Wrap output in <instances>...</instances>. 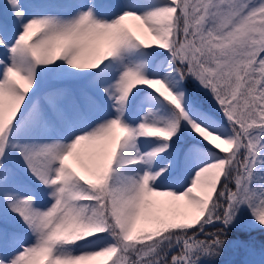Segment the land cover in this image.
<instances>
[{"label":"snow or ice","instance_id":"1","mask_svg":"<svg viewBox=\"0 0 264 264\" xmlns=\"http://www.w3.org/2000/svg\"><path fill=\"white\" fill-rule=\"evenodd\" d=\"M3 12L0 264H218L264 228V0Z\"/></svg>","mask_w":264,"mask_h":264},{"label":"trees","instance_id":"2","mask_svg":"<svg viewBox=\"0 0 264 264\" xmlns=\"http://www.w3.org/2000/svg\"><path fill=\"white\" fill-rule=\"evenodd\" d=\"M193 85H190V87ZM264 230L260 226H246L239 225L237 228L233 229L232 232L239 234L237 237L229 233V242L221 256L225 259L231 258L234 264H243L247 259H250L249 251L255 249L257 252L264 246V233L255 234L252 237H246L250 233L258 230ZM221 256L218 258V262L221 261Z\"/></svg>","mask_w":264,"mask_h":264},{"label":"rangeland","instance_id":"3","mask_svg":"<svg viewBox=\"0 0 264 264\" xmlns=\"http://www.w3.org/2000/svg\"><path fill=\"white\" fill-rule=\"evenodd\" d=\"M6 4V0H0V23H3L4 25H6L9 28H12L15 24V21L12 19V16L10 13H5L3 12V6ZM241 225H246V226H259L257 224H251L249 223V218L245 217L244 221L241 223ZM232 232V231H231ZM260 233H264V230L260 229L258 231H254L252 233H250L249 235H247L246 237H252L253 235H257ZM233 235L239 237V234H236L234 232H232ZM221 261L218 262V264H234L233 260H231V258L225 259V257L221 256Z\"/></svg>","mask_w":264,"mask_h":264}]
</instances>
